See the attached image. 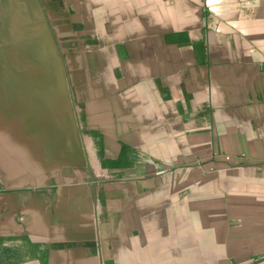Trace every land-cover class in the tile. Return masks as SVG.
Returning <instances> with one entry per match:
<instances>
[{"label":"crops","instance_id":"1","mask_svg":"<svg viewBox=\"0 0 264 264\" xmlns=\"http://www.w3.org/2000/svg\"><path fill=\"white\" fill-rule=\"evenodd\" d=\"M0 264H264V0H0Z\"/></svg>","mask_w":264,"mask_h":264},{"label":"built area","instance_id":"2","mask_svg":"<svg viewBox=\"0 0 264 264\" xmlns=\"http://www.w3.org/2000/svg\"><path fill=\"white\" fill-rule=\"evenodd\" d=\"M226 158L229 159L230 158V155H226Z\"/></svg>","mask_w":264,"mask_h":264}]
</instances>
